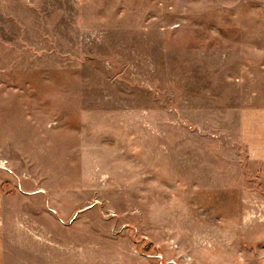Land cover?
<instances>
[{"label": "rangeland", "instance_id": "374dc122", "mask_svg": "<svg viewBox=\"0 0 264 264\" xmlns=\"http://www.w3.org/2000/svg\"><path fill=\"white\" fill-rule=\"evenodd\" d=\"M0 264H264V0H0Z\"/></svg>", "mask_w": 264, "mask_h": 264}]
</instances>
